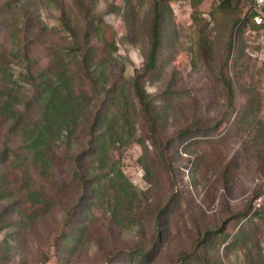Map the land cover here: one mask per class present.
<instances>
[{
    "label": "rangeland",
    "instance_id": "1",
    "mask_svg": "<svg viewBox=\"0 0 264 264\" xmlns=\"http://www.w3.org/2000/svg\"><path fill=\"white\" fill-rule=\"evenodd\" d=\"M87 2L116 46L115 69L121 68L128 86L147 52L151 0ZM8 3L12 11L0 15V46L8 44L13 28L15 42L31 45L35 37H43L35 26L41 23L56 28L55 40L63 43L68 37L62 31L63 14L82 26L72 0H0V10ZM246 4L169 0L171 16L164 21L157 67L146 74L143 85L156 103L157 134L163 144L185 127L197 133L174 139L162 151L146 139L152 135L150 117L138 114L136 135L148 149L133 141L115 154L141 200L133 216L119 223L104 207L83 210L82 244L66 250L74 233L68 231L57 241L61 210H67L80 191L70 180L69 151L59 154L54 199L48 206L26 201L18 191L23 170L8 168L0 188V264L103 263L135 243L147 244L156 213L166 204L170 208L162 216V245L150 264H168L207 227L219 231L212 252L223 264H264V222L259 216L252 217V223L247 220L250 204L264 216V30L250 20L234 24ZM19 69L14 65V71ZM193 139L198 141L191 145ZM17 142L0 121V149ZM34 178L37 185L46 184ZM224 234L228 236L222 242Z\"/></svg>",
    "mask_w": 264,
    "mask_h": 264
},
{
    "label": "trees",
    "instance_id": "2",
    "mask_svg": "<svg viewBox=\"0 0 264 264\" xmlns=\"http://www.w3.org/2000/svg\"><path fill=\"white\" fill-rule=\"evenodd\" d=\"M72 2L76 12L81 13L82 26L63 14L61 24L65 28L62 31L68 35L63 43L55 40L56 28L41 23L35 26L43 37H35L31 45L15 42L17 29L13 28L8 44L0 46V121L6 123L9 132L18 139L17 144L5 143L0 149V188L6 183L4 170H23L18 191L31 204L48 206L54 199V170L59 154L62 150L66 154L69 151L70 180L81 191L67 210H61L63 223L57 241L72 231L74 235L64 246L69 251L82 244L85 225L79 217L83 210L90 211L94 205L104 207L121 223L133 216L141 202L115 157L121 146L133 141L148 149L145 141L136 135L138 114L150 117L152 135L146 139L153 145L157 143L162 151L169 148L174 139L184 140L197 133L185 127L163 144L157 134L156 103L143 85L146 74L157 67L164 21L171 16L169 0H151L147 52L141 69L129 79L128 86L122 79L121 68L118 72L115 69L116 46L105 33L101 16L91 11L92 4L87 0ZM192 5L195 7L196 3ZM9 7V3L3 6L0 15ZM9 11L12 10L9 8ZM129 15L127 13V17ZM2 18L10 19L9 15ZM246 20L251 21L247 11L234 24ZM14 65L20 69L14 71ZM229 85L231 87V82ZM196 141L193 139L190 144ZM34 175L46 184L37 185ZM258 196L256 193L254 198ZM168 208L166 204L156 213L147 244L135 243L129 251L110 254L100 264L152 263L162 245V216ZM252 209L250 204L247 220L252 223V217L259 216L264 222L263 211ZM218 235L219 231L211 227L198 230L189 247L182 248L168 264H223L220 256L212 252ZM227 236H222V242ZM122 254H126V258Z\"/></svg>",
    "mask_w": 264,
    "mask_h": 264
},
{
    "label": "built area",
    "instance_id": "3",
    "mask_svg": "<svg viewBox=\"0 0 264 264\" xmlns=\"http://www.w3.org/2000/svg\"><path fill=\"white\" fill-rule=\"evenodd\" d=\"M246 11L254 27L264 29V0H247Z\"/></svg>",
    "mask_w": 264,
    "mask_h": 264
}]
</instances>
